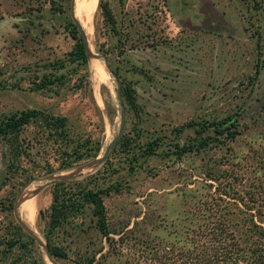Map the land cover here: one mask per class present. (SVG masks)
Returning <instances> with one entry per match:
<instances>
[{
    "label": "rangeland",
    "instance_id": "374dc122",
    "mask_svg": "<svg viewBox=\"0 0 264 264\" xmlns=\"http://www.w3.org/2000/svg\"><path fill=\"white\" fill-rule=\"evenodd\" d=\"M70 1L0 0V119L41 110L65 118L69 135L54 143L42 139L36 126L24 127L21 153L11 166L7 146L0 140V173L6 174L0 198L12 203L19 216L16 221L42 243L53 184L41 187L47 178L71 174L94 159L72 163L71 148L84 140L98 141L97 157L101 156L119 124L115 84L102 58H89L88 85L82 71L64 69L60 85L34 89L45 66L72 48L67 26ZM98 1L74 0L73 15L76 12L87 35L91 56H103L119 82L133 91L134 106L124 107L122 142L117 141L107 165L84 168L68 181L78 182L99 171L101 184H116L119 190L102 201L114 242L119 233L131 231L119 244L120 251L114 245L128 256L138 248L133 238L142 237V220L145 226L174 221L185 207L181 194L186 197L192 190L203 194L205 184H212L205 179L206 172L224 170L227 158L263 144L264 0H101L111 13L110 25L97 8ZM86 2L91 5L89 16L82 11ZM257 4L260 7L254 10ZM96 71L108 75L107 85L95 77ZM226 116H232L240 131L229 143L233 150L214 142L203 151L174 155L172 143L188 146L203 138L191 129L179 131L182 125ZM156 137L160 147L153 156L143 157L144 143ZM64 162L72 164L59 169ZM23 199H34V218L21 217L23 202L16 206ZM4 235L0 233V264H50L22 227L11 248ZM57 240L66 254L65 259H55L57 264H73L77 252L98 258L96 250L107 251L104 239L92 229ZM113 262L109 255L106 264Z\"/></svg>",
    "mask_w": 264,
    "mask_h": 264
},
{
    "label": "trees",
    "instance_id": "16d2710c",
    "mask_svg": "<svg viewBox=\"0 0 264 264\" xmlns=\"http://www.w3.org/2000/svg\"><path fill=\"white\" fill-rule=\"evenodd\" d=\"M257 7L260 4L253 9ZM97 8L110 25L112 17L106 3L99 0ZM67 26L73 40L72 48L63 58L45 66L46 72L35 84V90L60 85L64 79L60 71L64 69L73 73L82 71L88 85L89 59L87 62L75 26L71 21ZM111 73L119 82L115 71L111 70ZM119 85L124 107H133V91L120 82ZM29 125L39 129L42 139L54 143L63 142L69 137L66 119L60 116L35 109L4 116L0 119V140L7 146L10 166L20 156L21 132ZM184 129H191L196 135H203V138L188 146L172 143L176 157L190 151H203L214 142L231 151L233 148L229 143L240 134L232 116L214 118L208 122L189 121L179 131ZM121 142L122 139L119 144ZM160 145L158 137L145 142L142 156H153ZM77 146L71 148L72 163L96 158L100 152L98 141L84 140ZM234 155L227 158L226 169L204 174L212 184H205L207 189L203 194H195V190L186 197L181 194L185 207L174 221L167 225L145 226L142 220V237L135 235L133 238V246L138 248L135 254L128 256L118 252L114 245L119 249L120 243L131 231L119 233L114 242L110 237L102 201L110 192L119 190L116 184H101L102 173L99 171L78 182H55L51 186V200L45 211L47 221L42 232L45 246L54 260L65 259L66 254L58 237L62 241L66 236L77 237L92 229L104 239L106 253L101 254V247L96 250V254H100L98 258L92 253L83 255L77 252L73 264H100L101 260H104L102 264H106L109 255H113V264H264V140L263 144L249 146L241 156ZM72 163L64 162L59 169H67ZM38 214L42 213L39 211Z\"/></svg>",
    "mask_w": 264,
    "mask_h": 264
},
{
    "label": "water",
    "instance_id": "95a60500",
    "mask_svg": "<svg viewBox=\"0 0 264 264\" xmlns=\"http://www.w3.org/2000/svg\"><path fill=\"white\" fill-rule=\"evenodd\" d=\"M73 6H74V0H71L70 1L69 17L71 19L72 24L75 26L76 31L78 33V36H79V38L81 40V44L83 46L85 55L87 57V62H88V59L90 57H93L95 59L102 58L104 67H105L106 71L109 73V75L111 76V78L113 79V82L115 84V99H116L117 105L119 107V124H118V129H117L116 135L114 136V138H112V140L104 148L101 156L96 157L93 160H90L89 162L85 163L82 166H79L71 174H67V175H63V176H59V177H49V178H47V180H49V182L44 184L41 188H43V187H45L47 185L54 184L55 182L68 181L71 178H73L75 175L80 173L81 170H83L84 168H94L96 166L104 164L106 162V160L108 159L109 154L113 150L114 146L116 145L117 141L120 139V137L122 135L123 128H124V105H123V102H122V99H121L119 82H118L117 78L111 73V71L108 68L103 56H91L90 55V53L88 51V44H87V40H86V37L84 35V32L82 31V29L80 27V24L78 23V21L75 19L74 15H73ZM25 200L26 199L19 200V202L17 203L16 208L19 206L20 203H22ZM17 222L20 224L19 220H17ZM20 226L41 247V249L44 252V256H45L46 260L50 264H57L55 262V260L52 258V256L50 255V253L48 251V248L45 246V244L42 243L36 236H34L24 225L20 224Z\"/></svg>",
    "mask_w": 264,
    "mask_h": 264
},
{
    "label": "flooded vegetation",
    "instance_id": "af4514ba",
    "mask_svg": "<svg viewBox=\"0 0 264 264\" xmlns=\"http://www.w3.org/2000/svg\"><path fill=\"white\" fill-rule=\"evenodd\" d=\"M5 178L6 174L4 172L0 173V191L3 187L2 184L4 183ZM9 203V200L0 198V214H2V217H0L2 218V221L0 222V233L2 232L5 234V237L6 235L8 236V238L5 240V243L11 248L18 243V238L16 237L17 235H15V233L17 229L21 227L16 221V216L19 217L17 210H14L12 203L11 206H9Z\"/></svg>",
    "mask_w": 264,
    "mask_h": 264
},
{
    "label": "bare ground",
    "instance_id": "6f19581e",
    "mask_svg": "<svg viewBox=\"0 0 264 264\" xmlns=\"http://www.w3.org/2000/svg\"><path fill=\"white\" fill-rule=\"evenodd\" d=\"M90 6L91 5L87 2L84 4V8L82 9L83 15H86V16L90 15ZM74 9H75V6H74ZM75 17H76V12H75ZM76 20L78 21L77 17H76ZM80 20H81V17H80ZM86 22L85 23L83 22V25H86ZM78 23H79V21H78ZM80 27H81V24H80ZM81 29H82V27H81ZM84 35H85V33H84ZM85 37H86V40H88L87 35H85ZM87 44H88V41H87ZM88 51L91 55L92 52H91L89 45H88ZM92 71H94L93 67H92ZM94 74H95V77L98 78L102 84H104V85L108 84L107 81L109 80V77L106 73H102L101 71H96ZM23 210H24V214H20L23 219L34 218L36 215V211H37V208L34 205V199H28V200L23 201Z\"/></svg>",
    "mask_w": 264,
    "mask_h": 264
}]
</instances>
